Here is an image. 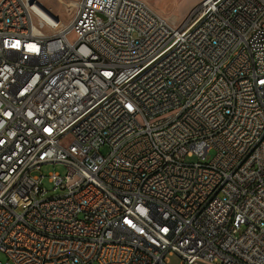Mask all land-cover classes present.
Listing matches in <instances>:
<instances>
[{
  "label": "built area",
  "instance_id": "built-area-1",
  "mask_svg": "<svg viewBox=\"0 0 264 264\" xmlns=\"http://www.w3.org/2000/svg\"><path fill=\"white\" fill-rule=\"evenodd\" d=\"M38 6L0 0V264H264V0Z\"/></svg>",
  "mask_w": 264,
  "mask_h": 264
},
{
  "label": "rangeland",
  "instance_id": "rangeland-1",
  "mask_svg": "<svg viewBox=\"0 0 264 264\" xmlns=\"http://www.w3.org/2000/svg\"><path fill=\"white\" fill-rule=\"evenodd\" d=\"M70 0H39L44 7L49 10L55 17L61 20V23L68 25L70 23V16H66L64 11V3ZM156 12H158L164 18L176 22V24L182 23L198 6L201 0H143ZM50 32V30H49ZM65 144L67 141H64ZM101 152L107 154L109 152L107 147H102ZM214 152L207 157V162L212 159ZM187 162H198L196 157L187 158ZM66 168L61 164H47L42 167L41 173L46 177L43 183L44 189L47 191V197H52L61 194V190H54V186L48 181V176L52 173L65 174ZM6 257L0 253V262L5 261ZM170 264H180L177 257H170Z\"/></svg>",
  "mask_w": 264,
  "mask_h": 264
},
{
  "label": "bare ground",
  "instance_id": "bare-ground-1",
  "mask_svg": "<svg viewBox=\"0 0 264 264\" xmlns=\"http://www.w3.org/2000/svg\"><path fill=\"white\" fill-rule=\"evenodd\" d=\"M33 5H39L32 9V18L34 24L49 23V39H56L61 36L68 35L70 23L64 25L58 17H55L39 0H33ZM17 21H23V14H13L12 9H1L0 23L5 24L4 28H0V36H13V26ZM19 48H27V38L18 40Z\"/></svg>",
  "mask_w": 264,
  "mask_h": 264
}]
</instances>
